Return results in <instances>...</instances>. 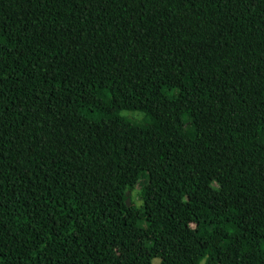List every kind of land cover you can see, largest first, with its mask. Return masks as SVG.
Segmentation results:
<instances>
[{
  "label": "trees",
  "instance_id": "obj_1",
  "mask_svg": "<svg viewBox=\"0 0 264 264\" xmlns=\"http://www.w3.org/2000/svg\"><path fill=\"white\" fill-rule=\"evenodd\" d=\"M0 264H264V0H0Z\"/></svg>",
  "mask_w": 264,
  "mask_h": 264
},
{
  "label": "rangeland",
  "instance_id": "obj_2",
  "mask_svg": "<svg viewBox=\"0 0 264 264\" xmlns=\"http://www.w3.org/2000/svg\"><path fill=\"white\" fill-rule=\"evenodd\" d=\"M122 249L125 253H133L135 251L132 247H122Z\"/></svg>",
  "mask_w": 264,
  "mask_h": 264
}]
</instances>
